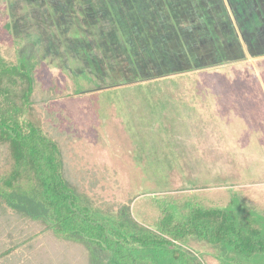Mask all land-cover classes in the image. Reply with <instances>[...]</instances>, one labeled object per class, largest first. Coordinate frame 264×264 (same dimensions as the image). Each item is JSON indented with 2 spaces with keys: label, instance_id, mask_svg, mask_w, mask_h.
I'll list each match as a JSON object with an SVG mask.
<instances>
[{
  "label": "rangeland",
  "instance_id": "rangeland-1",
  "mask_svg": "<svg viewBox=\"0 0 264 264\" xmlns=\"http://www.w3.org/2000/svg\"><path fill=\"white\" fill-rule=\"evenodd\" d=\"M0 43L56 87L94 207L151 224L195 195L264 236V0H0Z\"/></svg>",
  "mask_w": 264,
  "mask_h": 264
},
{
  "label": "trees",
  "instance_id": "trees-1",
  "mask_svg": "<svg viewBox=\"0 0 264 264\" xmlns=\"http://www.w3.org/2000/svg\"><path fill=\"white\" fill-rule=\"evenodd\" d=\"M39 69L0 43V264H204L192 240L214 246L222 263L264 264L262 226L230 206L159 199L146 224L125 206L90 204L75 134L61 126L69 114L51 107L56 87L43 86Z\"/></svg>",
  "mask_w": 264,
  "mask_h": 264
}]
</instances>
